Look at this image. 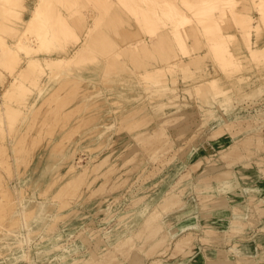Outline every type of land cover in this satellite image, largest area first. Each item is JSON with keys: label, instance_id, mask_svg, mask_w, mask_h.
<instances>
[{"label": "rangeland", "instance_id": "rangeland-1", "mask_svg": "<svg viewBox=\"0 0 264 264\" xmlns=\"http://www.w3.org/2000/svg\"><path fill=\"white\" fill-rule=\"evenodd\" d=\"M87 1H77L75 14V29L85 43L72 40L69 45L75 43L77 50L84 45L86 54L97 50L94 63H102L92 64L93 57H85L82 67L90 68V77L80 71V64L69 63L70 73L79 65L82 75L77 70V79L61 65L59 77H69L60 78L59 103L16 110L23 114L13 123L15 129L3 123L7 130L0 131V264L195 263L205 241L200 233L212 234L208 228L198 229L195 220L224 193L222 184L236 179L240 186H233L241 190L264 185V74L256 73L264 59L242 77V63L221 77L213 61L204 71L194 70L195 75L175 69V63V73L169 64L170 71L168 65L160 66L165 71L159 67L152 75L140 59L125 53V47L142 44H131L121 35L130 24L120 18L129 0H99L94 7L95 0ZM112 8L121 9L122 15L107 13ZM131 13L128 18L134 22ZM150 26L147 35L153 34ZM28 45L37 49L33 41ZM181 45L189 53L193 47H175ZM185 46L181 55L176 48L181 59L190 55ZM203 50L200 58L209 56ZM111 56L121 62L112 65L113 58L114 70L108 68ZM4 74L2 80H8L10 69ZM218 76L221 83L215 84ZM3 91L1 86L0 98ZM246 190L239 196L245 202L236 209L242 217L238 220L248 215L247 201L250 220L253 213L263 215L261 196L250 187ZM239 223L233 222L235 230Z\"/></svg>", "mask_w": 264, "mask_h": 264}, {"label": "bare ground", "instance_id": "bare-ground-1", "mask_svg": "<svg viewBox=\"0 0 264 264\" xmlns=\"http://www.w3.org/2000/svg\"><path fill=\"white\" fill-rule=\"evenodd\" d=\"M77 1L79 2V0ZM77 1L76 0H0V42L2 41L4 42V40L6 41V44L4 45L2 43L0 44V76H1L0 87L2 86L4 90L0 98V131L1 130L3 131L6 128V127L4 129L2 128L3 123L6 124L12 123L11 125L12 127L15 126L13 125L14 122L17 123L19 119H21L19 116L21 113H16L15 112L16 110H18V112L21 111L23 112L26 111L27 108H30L35 105L36 106L47 105V107L49 108L50 105L54 106L55 104L59 103V101L62 99V97L60 98V95H62V93L60 91H57V89L60 87L61 84L63 85V81H61V79L62 78L65 79V77L66 78L69 77L68 73H70V69L67 68L73 66L70 64L74 62H76V64H80V68H81L80 71L84 72L82 69H84V67L86 66L84 67L82 66L84 65L85 61L88 59L87 57L90 58L97 55L98 53L97 50L96 51L92 50L91 53L88 49L90 53L87 52V54L89 53L91 56L90 55L88 56L86 54L87 49L84 53L83 52L85 50L83 49L84 45L83 46L81 45L82 47L79 46L81 50L80 49L77 50L76 49L77 47H74L75 43L76 45H80V42L81 44H83L84 42L81 41V39L83 38L82 34L77 32L75 29L76 28L75 23L77 21L76 19L79 18L75 16V14L80 7L79 3L77 4ZM107 1H109L108 3L110 4L112 3L111 0H107ZM129 1L128 3L125 2V4L120 3L123 4L124 7L123 15L121 13L122 10L119 9L118 11L116 8H114L115 11L110 10L109 12L107 11V13L111 14L112 12H114L115 14L114 13L113 14L118 17L119 14L117 13H121L122 17L120 16V18L124 19L125 22L128 23L130 22V24L127 25L124 30H122L121 33L122 37L127 41L129 40L133 41L131 42V44L134 42L135 44L137 42L138 43L141 42L142 44L139 43V45L141 44L140 46L136 44L138 47H140L139 48L140 51L139 50H138L139 52L137 51L138 53H136L135 51L136 50L135 48H138L137 46L135 48H133L134 46H132L135 52L131 50L132 48L129 49V47L128 48L125 47V49H127L125 50L126 51L125 53L130 57V59L132 58L140 59L138 61H140L141 65L146 64L147 69L149 71L151 70L156 71V69H158L160 66L163 67L165 65H168L167 66L168 68L165 69L169 70V64L171 68L172 66L171 64L175 63L178 64L175 69L182 67L183 69H186V72L190 70L188 75H191L192 74L191 70L192 72L194 70L198 72L201 69H203L204 71L206 70V65H207L206 63H208L209 61L210 62L213 61L214 63L217 62L218 64V71H219L218 75L222 73L225 74L230 69L231 66L234 72L235 68L237 69L238 67L237 64L242 63L243 66L241 64V69H239L238 67V69L241 70L239 71L240 73H238V75H241L240 77H242L243 74L245 75L252 69L257 68L261 60L264 59V0H129ZM87 2L90 3L91 0ZM93 2L94 3L92 4L94 7L96 5L95 2L97 3L99 2V0L97 1L95 0ZM101 7L103 6L101 5ZM101 7L100 8L96 7V9L98 8L101 10ZM123 7L121 8L123 9ZM132 10L134 15H136L135 17L136 19L134 18V22H132V20L128 18V15H130ZM94 15L95 14L92 15L93 19L97 17L95 15L96 17L94 18ZM113 16L110 18L112 22H113ZM149 25L153 26V27L151 26L149 27V29H152L151 31H153V34L150 33L149 35H147L146 27H148ZM131 27L134 28L132 29ZM87 31H89L88 26L86 27V31L83 30L84 34L85 32L88 33ZM149 32L150 30L147 33ZM136 34L137 36H135ZM84 39H87V37L86 38L84 37ZM72 40L75 42L74 45L72 43L71 45H69L70 41L72 42ZM31 41L37 44L36 50H32V49L30 50V48L28 49L29 46L28 42ZM61 41L62 42L64 41V43L60 44ZM180 43L181 44L187 43L190 46L191 44L193 45L192 49H189L191 50L190 53L187 49L188 47H186L187 45L186 46L181 45V47L185 46L188 52L185 50V48L183 49L185 50V52L190 54L189 57H186L185 55L183 57L182 55L183 58L186 57L185 59H181L179 56H177L178 54L176 52V48L177 47L178 49L180 48L179 50L180 55L182 51L180 46L177 47L175 46L179 45ZM203 49L206 51V53L209 54V56L204 52ZM202 50L207 55V57L200 58L201 57L200 51ZM123 52H120V54H122ZM186 55L188 56V54ZM80 57L83 59H79ZM117 57L119 58V56ZM120 57L122 58L124 57V55L123 56L121 55ZM142 57L143 58L145 57L146 59L142 60ZM110 58H112V56ZM113 58L115 62L112 64ZM113 58L112 61H110L111 59L107 60L108 64L110 62L108 68L111 66L112 70L115 69V67H113L114 69L112 68V65H114L115 63L117 65H119L118 63H120L121 65V62H119L118 58L117 59L115 57ZM123 60L125 61L124 58ZM78 61L80 62L82 61L83 62L82 65L80 62L78 63ZM91 61L93 62L92 64H96L99 61L100 63H102L101 60L99 61L97 60V62L94 63L95 62L94 57L93 59H91ZM255 62L256 64L258 62L259 63L257 64V66L254 67ZM66 63H68V65ZM64 64H66V68ZM104 64L106 65L107 63L104 62L103 65ZM260 64L262 65V63ZM61 65H63L64 67L62 68L64 70L63 72L65 71L68 72L66 73L67 76L61 74L63 75L62 78L59 77L60 74L59 71L62 72V70H60ZM97 65H94L95 67L94 66L93 67L96 68ZM78 66L75 67L76 69L72 67L74 70L71 68L72 69L71 72L75 70L77 71L79 69ZM104 66L103 68H105ZM162 67L160 68L163 71L164 67L163 68ZM8 68L10 69L11 77L8 80H2L4 79L3 75H5L4 73ZM99 68L100 67L98 65V69ZM103 68L102 70L100 69L102 72L104 70ZM182 68L181 70L183 71ZM88 69L87 71L86 69H84L86 71L84 73L90 77L92 72L90 71V68ZM98 69H96L97 73L100 72ZM171 69H170L171 70L170 73H172V71L173 72L175 71L173 70V68ZM258 70L259 71L256 70L257 71L256 73L259 72L261 74L262 73L264 74L263 66ZM76 71L75 73L74 72L70 73L72 78L75 76L74 74L77 73L79 74V70L77 71V73ZM152 71L149 73L152 74ZM195 71L193 72V74L195 73ZM207 71L209 72V70ZM93 72L96 73L95 70ZM143 72L144 71H142L141 73L143 74ZM229 72L233 73L230 70L227 73L231 74ZM162 73L160 74L154 73V75L158 74L160 77ZM79 75L81 77L82 74L80 73ZM97 75L99 76V74ZM186 76L187 74H185V77ZM201 76L205 77V74L204 75L201 74ZM219 76L223 77L222 75ZM219 76L216 77L218 79L215 78L216 79L215 81L217 82L219 80L221 81V79H219ZM78 77H76V79ZM155 77L156 76H152L151 78H154L153 80H155ZM159 77L158 80L160 79ZM162 77L164 76H161V78ZM93 78H95L94 75ZM212 79L214 80V78ZM69 81L70 80H68V82H66L65 85L67 83H70ZM215 81H214L215 84L221 83L220 81L218 83H216ZM235 81L237 80L235 79ZM207 82L209 84V81ZM51 83L52 85L54 84L53 87ZM212 84L213 83L209 85H211V87L214 88L215 84H213L214 86ZM219 87L220 86L216 87L217 92ZM213 88L211 89L213 90ZM10 109H15V110L13 112H9L11 111ZM5 110L7 111L5 112ZM9 129H15V127ZM217 132L218 129L214 134H216ZM243 142L245 143L246 141H242L240 142V144H244ZM81 173H83V175L85 174V172L83 171ZM77 175H80V173H78ZM234 226L232 227L235 230Z\"/></svg>", "mask_w": 264, "mask_h": 264}, {"label": "crops", "instance_id": "crops-1", "mask_svg": "<svg viewBox=\"0 0 264 264\" xmlns=\"http://www.w3.org/2000/svg\"><path fill=\"white\" fill-rule=\"evenodd\" d=\"M236 182L239 185L236 179H232L231 184H222L224 193H219L213 204H209L208 208L201 212V216L194 219L198 229L208 228L212 234L208 235L206 230L204 234L200 233L199 239L205 241L199 246L201 257L197 260L194 258L196 262L200 260V263L189 260L183 264H264V185L246 186L261 196L258 202L263 205V215L253 213L254 219L250 220L251 208L248 207L251 204L246 200L247 209L244 214L248 215L238 220L236 209L244 208L245 202V199H239V196H244V191L248 193V190L246 187L241 190L238 186H233ZM207 215L209 216L205 217ZM235 219L240 222L236 230L232 228Z\"/></svg>", "mask_w": 264, "mask_h": 264}]
</instances>
